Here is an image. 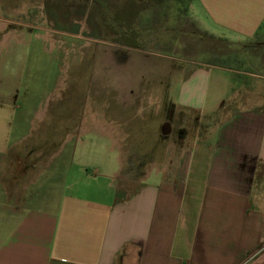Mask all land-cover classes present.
<instances>
[{
  "label": "crops",
  "instance_id": "obj_1",
  "mask_svg": "<svg viewBox=\"0 0 264 264\" xmlns=\"http://www.w3.org/2000/svg\"><path fill=\"white\" fill-rule=\"evenodd\" d=\"M190 14L213 38L264 37V0H192ZM254 84L218 113L193 108L208 123L173 168L161 145L150 146L135 152L150 159L121 185L130 149L117 124L95 123L97 132L75 130V143L61 147L60 158L71 153L59 186L14 201L3 162L24 135L15 137L13 117L0 109V264H264V82ZM143 113L125 124L147 122ZM154 118L155 129L173 133L172 120Z\"/></svg>",
  "mask_w": 264,
  "mask_h": 264
},
{
  "label": "rangeland",
  "instance_id": "obj_2",
  "mask_svg": "<svg viewBox=\"0 0 264 264\" xmlns=\"http://www.w3.org/2000/svg\"><path fill=\"white\" fill-rule=\"evenodd\" d=\"M191 1L0 0V109L13 117L15 137L24 135L3 162L12 201L49 182L59 186L71 153L60 158V149L75 143V130L118 125L130 149L123 185L151 156L135 152L150 146L168 152L173 168L208 123L193 108L217 109L241 86L244 93L261 86L264 37L245 44L210 37L192 18ZM142 107L150 119L125 124ZM154 117L172 120L173 133L155 129Z\"/></svg>",
  "mask_w": 264,
  "mask_h": 264
}]
</instances>
